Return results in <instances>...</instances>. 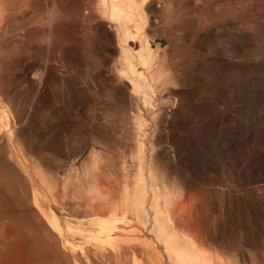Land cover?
Instances as JSON below:
<instances>
[{"label":"rangeland","instance_id":"obj_1","mask_svg":"<svg viewBox=\"0 0 264 264\" xmlns=\"http://www.w3.org/2000/svg\"><path fill=\"white\" fill-rule=\"evenodd\" d=\"M91 1L6 0L12 13L9 32L13 52L8 55L15 58L10 69L12 88L27 98L20 101L27 114L35 111L31 113L34 121L26 115L21 123L31 134L24 158L31 159L37 173H42V183L57 190L58 202L65 196L67 180H72L74 191L90 183L95 187L98 162L105 164L110 185L117 189L125 186L132 193L139 163L157 161L151 172L142 173L147 184L155 181L158 185L161 206L181 194L204 200L206 218L214 222L205 230L207 247H198L212 264H264V43L260 35L264 31V0H219L216 12L221 21L191 33L193 43L189 38L178 41L184 59L178 67L180 79L173 86L182 93L177 98L181 113L171 117L172 128H168L159 123L151 106L139 105L150 126L148 137L141 138L146 140L141 160L137 140L125 129L131 125L121 119L129 109L116 106L111 97L106 107L95 109L88 93L90 74L75 69L73 60L78 66H98L100 56L88 53L94 51L91 44H107L103 34L98 39L82 35V29L89 26L84 15ZM249 8H256L262 16L257 31L237 18ZM171 16L150 18L156 31L153 42L160 48ZM133 26L128 23L130 29ZM51 27L55 28L52 40L47 34ZM87 55L90 61L84 62ZM68 59L72 67L64 70L58 60ZM50 69L47 85H41L40 78ZM37 88L46 97L36 105L29 99ZM158 98L151 94L154 107ZM196 105L202 106V115L193 117L196 125L174 127L188 108L191 117ZM101 126L105 128L103 136ZM167 168L178 185L168 182L162 188L157 179ZM12 169L17 174L20 171L16 165ZM63 213L70 219L82 216L66 209ZM15 215L18 211L0 218L14 219ZM126 263L133 264L132 260Z\"/></svg>","mask_w":264,"mask_h":264},{"label":"bare ground","instance_id":"obj_2","mask_svg":"<svg viewBox=\"0 0 264 264\" xmlns=\"http://www.w3.org/2000/svg\"><path fill=\"white\" fill-rule=\"evenodd\" d=\"M218 3L219 0H93L86 8L84 18L89 26L82 29V35L94 39L103 34L107 44L104 47L100 42L91 44L94 51L88 53L100 56L98 66H78L77 60H73L75 69L89 72L88 93L95 109L106 107L109 97L116 106L129 109L121 119L131 125L125 129L138 142L140 160L144 159L146 143L141 138L148 137L150 126L139 105L151 106L159 123L172 128L171 117L181 113L177 98L182 93L173 86L180 79L178 67L184 59L178 41L189 38L187 41L193 43L191 33L219 23ZM95 5L99 7L96 10ZM169 15H172L171 21L160 48L153 42L156 31L150 18L163 19ZM261 17L256 8L237 16L254 28ZM11 19L10 6L6 0H0V217L18 211L14 219L0 218V264H127L128 260L133 264H212L198 247L207 241L205 230L211 227L212 221L211 217L209 222L206 218L208 209L204 200L194 194H181L161 206L158 185L155 181L147 184L142 173L151 172L157 161L139 163V176L132 193L125 186L117 189L115 184L110 185L103 162H98L95 187L90 183L74 191L72 180H67L65 196L59 202L57 190L42 183V173H37L31 159H25L31 134L21 123L35 111L27 114L20 105L27 98H21L12 88L10 69L15 58L8 56L13 52ZM129 22L134 24L133 29L128 27ZM54 30L51 27L47 32L50 40L54 39ZM260 35L264 43V31ZM58 61L64 70L72 67L70 59ZM89 61L90 55H87L84 62ZM47 75L52 76L51 69L44 71L41 85L42 82L47 85ZM40 90L37 88L29 101L37 105L45 99ZM151 94L159 96L157 107L150 99ZM200 108V105L193 107L192 119L188 108L174 122V127L195 126L193 117L202 115ZM104 133L105 128L101 126L100 135ZM13 165L20 167L18 174L14 173ZM169 171L165 169L157 179L162 188L168 182L178 185ZM126 174L128 178L129 172ZM86 181H91L88 174ZM64 209L80 212L81 219L66 217Z\"/></svg>","mask_w":264,"mask_h":264}]
</instances>
